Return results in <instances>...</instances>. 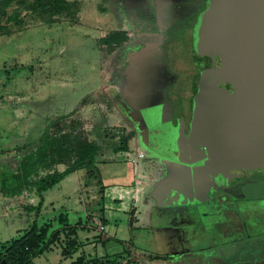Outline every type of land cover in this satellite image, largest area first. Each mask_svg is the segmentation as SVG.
I'll return each instance as SVG.
<instances>
[{
	"label": "rangeland",
	"instance_id": "rangeland-1",
	"mask_svg": "<svg viewBox=\"0 0 264 264\" xmlns=\"http://www.w3.org/2000/svg\"><path fill=\"white\" fill-rule=\"evenodd\" d=\"M66 1L76 5L60 12L47 4L48 0H0V28H4L0 32V153L22 147L28 148L27 153L48 124L60 119L64 120L53 131L77 133L99 146L95 164L71 175V179L76 175V180L84 181L80 188L75 180L63 191L58 190L59 185L44 195L50 201L70 193L73 201L77 188L83 194L87 212L79 208L70 215L80 217L82 224L89 226L87 237L89 233L90 238H102L105 230L112 237L104 247L82 246L84 258L118 254L115 263L148 264L155 259L153 256L167 251L161 248L165 244L176 247L175 252L191 246L196 256L203 257L197 264H225L222 256H228V264L233 263V251L225 243L241 236L225 238L204 227L219 231L227 226L228 218L231 221L235 217L236 222L247 219L252 208L217 204L213 158L198 135L197 141L203 144L198 143L201 149L194 150L187 136L179 138L180 134L172 132L166 98L173 92L176 102L186 104L192 98L191 70L183 61L186 46L182 35L188 28L194 30L209 0ZM124 144L128 146L126 152L122 151ZM24 153L11 151L2 155L0 162L10 167L4 171L16 172ZM183 160L184 168H190L195 178L191 185L183 186L192 197L190 205H183L175 197V203L160 207L157 201L161 190L153 194L146 189L136 196V180L144 181L145 173L167 178L165 174ZM57 167L59 172L65 169L63 165ZM39 173L44 176L48 172L41 169ZM251 177L263 180L264 175ZM68 181L66 178L61 186ZM104 189L108 190L106 220L102 207L94 209L96 203L102 204ZM245 190L248 198L264 197V188L259 184L250 183ZM181 192L166 191L162 197L167 201L166 194ZM231 199L240 201V196ZM2 203L14 211L6 209V215L0 216V244L20 237L37 220V213H29L25 207L38 206L40 198L35 189L6 201L0 198V215H4ZM48 204H43L40 225L64 212ZM68 205L72 207L73 202ZM143 210L148 212V218L142 224ZM131 220L135 225H130ZM70 221L73 223V217ZM136 224L139 231L131 236L130 226L134 230ZM141 224L147 225L146 231ZM193 226L196 231L188 232ZM148 227L151 233L146 236ZM59 230L60 227L51 229V252L36 258V264L72 262L62 257L61 250L74 237L65 233L57 238ZM80 241L86 243L82 235ZM205 250L209 251L202 254ZM245 254L251 258L247 249Z\"/></svg>",
	"mask_w": 264,
	"mask_h": 264
},
{
	"label": "water",
	"instance_id": "water-1",
	"mask_svg": "<svg viewBox=\"0 0 264 264\" xmlns=\"http://www.w3.org/2000/svg\"><path fill=\"white\" fill-rule=\"evenodd\" d=\"M194 35L198 54L212 58L195 98L199 139L223 176L264 168V0H209Z\"/></svg>",
	"mask_w": 264,
	"mask_h": 264
},
{
	"label": "trees",
	"instance_id": "trees-1",
	"mask_svg": "<svg viewBox=\"0 0 264 264\" xmlns=\"http://www.w3.org/2000/svg\"><path fill=\"white\" fill-rule=\"evenodd\" d=\"M41 2L42 0H37ZM47 4L57 9L60 12L70 10L75 3L70 4L66 0H48ZM4 28H0L2 32ZM7 35V33H4ZM64 119L52 121L48 124L46 131L35 144L34 147H29V151L24 153L27 147H22L14 150H5L0 153V157L9 154L11 151L24 153L17 171H4L5 167H9L7 163H0V185L1 193L6 198L20 197L27 190H34L40 198L38 206L28 205L25 207L26 211L36 212V219L30 227L20 234V237L0 244V264H34V259L51 251L53 238L50 237L49 232L54 229L56 224H59L61 230L56 232L57 238L62 234H69L74 237L69 240L67 246L63 248L62 255L69 257L75 252L79 251L80 245L78 243V230L80 224L70 225L67 217L61 214L58 217H53L51 221H47L40 225L39 215L44 204V195L53 190L66 177L86 168L89 165L95 164L96 157L100 151L99 146L90 143L86 138L81 139L77 133L70 132L62 133L61 131H53L57 124ZM128 150L127 145L122 146V151ZM37 162L42 165L38 166ZM65 166L64 171L59 172L58 167ZM44 170L48 172L41 176L39 171ZM90 174H93L92 172ZM36 178L37 180H32ZM55 223V225H54ZM104 223H106L104 221ZM134 220L130 221L133 226ZM54 225V226H53ZM130 226L131 230L133 227ZM125 251L127 256L129 252ZM155 259L156 257L153 256ZM153 259V260H155ZM169 259V258H165ZM70 264H100L98 259L87 260L84 256L77 258ZM104 264H118L115 261Z\"/></svg>",
	"mask_w": 264,
	"mask_h": 264
},
{
	"label": "flooded vegetation",
	"instance_id": "flooded-vegetation-1",
	"mask_svg": "<svg viewBox=\"0 0 264 264\" xmlns=\"http://www.w3.org/2000/svg\"><path fill=\"white\" fill-rule=\"evenodd\" d=\"M207 9V8H206ZM204 12V11H203ZM201 12V14L203 13ZM200 14V15H201ZM199 19V17H198ZM198 22V20H197ZM194 30L187 29L185 32H183L182 38L185 40V52H184V60L185 63L189 64L190 70H191V76L189 77V89L192 94V98L190 102L183 103V102H176L175 99V92L173 94L169 95L167 98V101L169 102L168 110L169 112V125L172 132H177L179 135V138L186 137V141L190 142V144L194 145L195 149H201L200 146H198V143L203 144L202 142L197 141V133L195 130V109H196V103L195 98L199 94L200 91V77L204 70L210 69L212 67V58L205 56L201 57L195 46V27ZM172 60L174 61L175 58L173 57ZM216 68H219L222 64L219 57H216L215 60ZM166 76V81H167ZM220 87L227 88L230 92H233L234 89L229 84H219ZM172 87V86H171ZM170 89V88H169ZM168 89V90H169ZM172 89V88H171ZM181 103V104H180ZM168 125V126H169ZM170 130V131H171ZM178 138V136H176ZM178 138V139H179ZM190 146V145H189ZM214 169H216L215 174V180L217 184H215L216 190L213 189L215 192V196L218 197V205H247V207H251L252 210L250 211L249 208V216L246 218H242V221L236 222L237 220L235 217H232V220L228 218L227 226L221 230H217L215 233L218 232L220 236L224 235L225 238H230V236L233 234V237H237L238 235L241 236L239 239L226 242L227 248L229 247L232 249L233 253L231 254L234 261L231 264H237L240 262H259L264 260V197L262 198H253L254 201H251V198H248L245 189L246 186L250 185V183L253 184H259L262 188H264V177L263 180H252V175H264V168L257 169L255 171H230V175L223 176L220 170L218 169V166L214 162ZM214 171V170H213ZM227 190V191H226ZM213 192V193H214ZM242 197H241V195ZM231 196L238 197L240 196V201L232 200ZM239 204V205H238ZM259 204V205H256ZM241 223V224H240ZM242 230V235L241 234ZM252 244V246H250ZM249 246V247H248ZM226 248V247H225ZM247 249V253L250 252L251 258L247 259V254H245V251ZM209 250H205L207 252ZM203 252V254L205 253ZM201 256H199L200 258ZM228 257V256H227ZM227 257L222 256V258L225 261V264H228L226 262ZM198 258V259H199ZM203 260V257H202ZM198 261V260H197ZM197 264V262H196Z\"/></svg>",
	"mask_w": 264,
	"mask_h": 264
},
{
	"label": "crops",
	"instance_id": "crops-1",
	"mask_svg": "<svg viewBox=\"0 0 264 264\" xmlns=\"http://www.w3.org/2000/svg\"><path fill=\"white\" fill-rule=\"evenodd\" d=\"M0 163H2V162H0ZM185 164H186V161L183 160L182 162L179 161L177 163V166L176 165H173V167L168 171V173L165 174V175H169V177H167V178L166 177H163V175H162V177H160L161 175L160 176H155V173H153V172L150 173V174L145 173L146 176L145 175H143V176H145V178L146 177L147 178L144 181L143 180L140 181L139 179L136 180V188L134 189V191H136V196H138V194H143V191L146 190V189L148 191L151 190L152 193L153 192H156V194L158 193V190H161L160 195H158V197H160L158 199H160V200L157 201V205H159L160 207H166L168 205H172V203L175 200V197H177V199L180 200V202L182 201L183 202V205H187V206L190 205L191 202H192V200H191L192 197H191V195L188 192H186L187 188H184L183 186L190 184L191 181H192V179H195V178L192 177V175L194 174V172H192L190 168H188V169L187 168H184V165ZM157 174H159V173H157ZM71 175H69L68 177H66L67 180H69L67 183L62 184V186H61V183H63L65 181V179H66L65 178L60 184H58L56 186V187H58L60 185L58 187L59 188L58 189L59 191L65 190L66 189V186L69 185V184L71 186L74 185L75 180H76L75 179V176L76 175L75 176L73 175V178L72 179H71V177H72ZM137 176H138V170H137ZM76 181H77L76 182L77 188L78 187L80 188L81 184H84V181H82L81 179H78ZM63 185H65V186L63 187ZM104 187L106 188L105 185H104ZM77 188H76V191L74 192L75 199L73 201L71 200L72 197H71L70 193L69 194L67 193L68 195H66V193H65V195H63V197H61V196L58 197V198L55 197L54 199H51L50 201H47L46 198H44L45 199L44 204L46 202H49L48 205H50L52 208H53V206H55V207L60 208L61 212L64 211L62 213H63L64 216L67 217L68 223L70 225L75 226V225L80 224V227H79V230H78V239H79L78 240V243L80 245L79 251L75 252L73 255H71L69 257L62 256L64 259H70V260H72V262L75 261L77 258H79L81 256H85V255L81 254V248H82V246H83V248H85V245H87L86 246L87 248L96 249L97 247H100V246L104 247L108 242L112 241V237L107 236L105 234L106 230L102 234V238H98V236H94V237H92L93 238L92 239V238L89 237L90 236L89 233H88V237H87V235H85V232H86V230L89 229V226L88 227L84 226L82 224V221H81V218L80 217H78V219H77L73 215H70V214H73V213H77L79 208L82 209L83 211H86L87 210L86 207H85L86 206L85 205V202H83L84 201L83 194H81V192H78V189ZM175 189H180L182 192L179 193V194H175L174 193L172 196L166 194V197H169V199L167 201H165L163 199V197H162V193L163 192L166 193V191L170 192L171 190H175ZM104 191L105 192H102V199H103L102 204H100L99 202L96 203L95 206H94V209L96 207H102L100 209L103 210V218H105V220H106L105 211L107 210V206H106L105 200H106V196H107L108 190L107 189H104ZM153 194H155V193H153ZM1 195L2 194L0 192V198H1L2 201L8 200V198H4ZM152 200H155L156 201V198H154ZM68 202H73V206L72 207L69 206L68 205ZM4 203L1 204V206L4 208V213H3L4 215H0V216H5L6 215V213H5L6 212V209H8L9 211L10 210L11 211H14V208L12 206L9 207V208H6L4 206ZM62 204H65V205L62 206ZM66 204L68 205V207H65ZM100 205H103V206H100ZM143 211H145L144 214H142L140 216V221H141L142 224H143V222L145 223L146 222V218H148V212L146 210H143ZM85 214H87V213H85ZM72 217H73V221H72L73 223H71V221H70V218H72ZM105 224H107V222ZM142 224L140 225L141 226L140 228L143 229V230H145L144 228L147 225L146 224L142 225ZM58 227H60V226L55 225L54 229H56ZM137 227H138V224H136V228H134V230H131L130 229L131 236L135 232H138L139 231V229H137ZM149 227L152 228V225H150ZM149 227L146 228L148 233H145L144 232L146 234V236L151 233V232L148 231L150 229ZM84 228H87V229H84ZM185 228H187V227H184L183 229L185 230ZM187 229H189V228H187ZM204 229L209 230L213 235L215 234V235L219 236L218 232L215 233L212 230L211 227H208V226L206 227L205 226ZM191 231H196V226H193L191 229L188 230V232H191ZM80 235H82V237L85 238V240H86V243L85 244L80 241ZM174 238H175V236L173 237V239ZM118 242L119 243H122V241H120V240ZM52 248H54V247H52ZM161 248L162 249L166 248L167 251H165V253H158V254H156L155 255L156 259L155 260H152L151 262L148 261V264H196V262H197V260L199 258V256H196V253L194 252V250L192 249L191 246L188 249H185V250L179 251V252L178 251L175 252V250H178L176 247L170 248V247L165 246V244L163 246H161ZM162 249H159V250H162ZM202 249L203 248H201V250ZM49 252H51V251H49ZM49 252H46V253H49ZM203 252H205V251H202V254H203ZM46 253H44V254H46ZM61 254H62V250H61ZM117 255H114V256H108V255H106L108 257L103 256V257H97V258H94V259H98L100 261V264H104V263H107V262H113L116 259H118L119 256H117ZM115 257H117V258H115ZM86 258H87V260H94L93 258H90V257H86ZM165 258H169V259H165ZM200 258H202V257H200ZM34 260H36V259H34ZM34 264H36V263L34 262ZM41 264H44V263H41ZM59 264H69V263L61 262Z\"/></svg>",
	"mask_w": 264,
	"mask_h": 264
},
{
	"label": "built area",
	"instance_id": "built-area-1",
	"mask_svg": "<svg viewBox=\"0 0 264 264\" xmlns=\"http://www.w3.org/2000/svg\"><path fill=\"white\" fill-rule=\"evenodd\" d=\"M104 229V227H102V230ZM135 254L133 253V255H132V257L134 256ZM137 255V254H136ZM142 255H144V253H142ZM145 255H147V254H145Z\"/></svg>",
	"mask_w": 264,
	"mask_h": 264
}]
</instances>
